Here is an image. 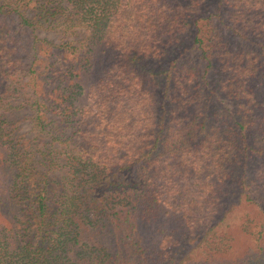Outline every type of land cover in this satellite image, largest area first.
I'll list each match as a JSON object with an SVG mask.
<instances>
[{"label": "trees", "instance_id": "16d2710c", "mask_svg": "<svg viewBox=\"0 0 264 264\" xmlns=\"http://www.w3.org/2000/svg\"><path fill=\"white\" fill-rule=\"evenodd\" d=\"M0 264H264V0H0Z\"/></svg>", "mask_w": 264, "mask_h": 264}, {"label": "rangeland", "instance_id": "374dc122", "mask_svg": "<svg viewBox=\"0 0 264 264\" xmlns=\"http://www.w3.org/2000/svg\"><path fill=\"white\" fill-rule=\"evenodd\" d=\"M39 32H40V34L42 35V34H46V32H42V30H39ZM22 114H21V111H19L18 113H17V116H21ZM31 131V130H30ZM29 135V134H28Z\"/></svg>", "mask_w": 264, "mask_h": 264}]
</instances>
